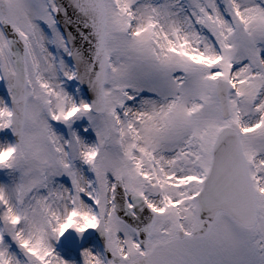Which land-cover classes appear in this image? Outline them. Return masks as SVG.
I'll return each instance as SVG.
<instances>
[{"label":"snow or ice","instance_id":"1","mask_svg":"<svg viewBox=\"0 0 264 264\" xmlns=\"http://www.w3.org/2000/svg\"><path fill=\"white\" fill-rule=\"evenodd\" d=\"M0 80V264H264V0H0Z\"/></svg>","mask_w":264,"mask_h":264},{"label":"rangeland","instance_id":"2","mask_svg":"<svg viewBox=\"0 0 264 264\" xmlns=\"http://www.w3.org/2000/svg\"><path fill=\"white\" fill-rule=\"evenodd\" d=\"M65 90L74 96V98L79 101L80 99L86 98L79 88L77 82L66 81L63 84ZM79 89V92H77ZM8 89L6 81L0 80V98L8 101ZM88 102V101H87ZM54 130L59 134L64 136L66 139L70 136V130L63 123L51 121ZM88 128L85 132L84 129ZM71 131H75L82 139L86 142H91L95 140V133L90 127H88V120L82 118L72 124ZM0 143H15L13 139V134L10 129L0 130ZM14 174L10 170H0V183L6 184L10 183L13 179ZM62 183L70 186V181L67 177L59 178ZM85 199H87L85 197ZM53 247L58 255L69 262V264H83V257L81 255L84 249H89L95 252H102L104 247L98 242V240L93 235V230H88L83 234L76 233L75 230H69L60 237L58 241H53Z\"/></svg>","mask_w":264,"mask_h":264},{"label":"clouds","instance_id":"3","mask_svg":"<svg viewBox=\"0 0 264 264\" xmlns=\"http://www.w3.org/2000/svg\"><path fill=\"white\" fill-rule=\"evenodd\" d=\"M7 147H8L7 143H0V163H4V162L9 161L13 156L12 153L4 151V149ZM77 223H80L81 226H83L82 220H78Z\"/></svg>","mask_w":264,"mask_h":264},{"label":"water","instance_id":"4","mask_svg":"<svg viewBox=\"0 0 264 264\" xmlns=\"http://www.w3.org/2000/svg\"><path fill=\"white\" fill-rule=\"evenodd\" d=\"M79 84H80V83H79ZM80 86L82 87V89H83V91H84L86 97L88 98V100H89V102H90L91 99H92V95H91V93L89 92L87 85H86V84H84V85L80 84ZM9 102H10V98H9ZM14 139H15L16 141L18 140V138H17L15 135H14ZM94 234H95V236L99 239V241H100L101 243H104V237H102V236L100 235L99 231L94 230Z\"/></svg>","mask_w":264,"mask_h":264}]
</instances>
